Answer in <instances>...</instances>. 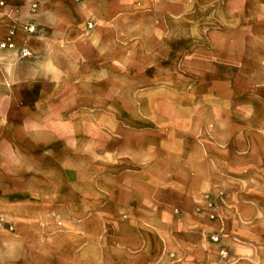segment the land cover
<instances>
[{
    "label": "rangeland",
    "instance_id": "rangeland-1",
    "mask_svg": "<svg viewBox=\"0 0 264 264\" xmlns=\"http://www.w3.org/2000/svg\"><path fill=\"white\" fill-rule=\"evenodd\" d=\"M116 1L121 12L90 14L87 30L105 28L106 36L120 42L121 62L117 60L113 68L106 61L100 72L105 73L107 85L121 83L122 92H106V108L90 110L92 118H105V127H89L88 159L76 156L80 148L75 150L73 166L78 164L79 172L58 174L57 205L51 210L40 205L39 220L19 221L18 228L26 233L25 264H200L184 262L171 228L170 236H151L163 221H151L150 211L142 213L139 236H130L124 229L126 220L120 230L115 211L117 193L123 191L118 179L137 177V185L141 178L153 181L156 194L162 196L169 189L163 187L166 184L180 177L193 180V173L120 172L114 163L115 156L119 168L120 159L127 160L130 150L135 155L150 150L156 138L175 149V140L182 135L187 137V151L194 154L198 145L207 149L208 159H218V182L200 193L195 206L198 216L217 226L207 236L210 253L216 255L217 264H239L235 250L242 245L253 251L246 264H264V220L256 218L264 213V203L258 204L257 199L264 195V173L258 170L264 162L260 146L264 138V0ZM231 10L246 29L229 35L233 44L224 53L211 33L220 32L224 21L229 23ZM218 53L229 65L215 61ZM230 59L236 64L230 65ZM226 74L233 84L228 89L215 84ZM226 117L233 121L226 124ZM126 134L133 139L125 140ZM231 136L233 142L227 140ZM139 137L141 143L150 139L151 147H137ZM71 177L75 193L66 194L70 182L66 180ZM41 191L47 192L36 190L34 196H43ZM133 191L138 203L144 202L145 191L141 189L140 195L137 186ZM128 192L123 200H128ZM23 207V215H33V204ZM169 209L164 217L179 216L177 207ZM242 213L253 218L243 221ZM6 223L16 233L18 222Z\"/></svg>",
    "mask_w": 264,
    "mask_h": 264
},
{
    "label": "crops",
    "instance_id": "crops-1",
    "mask_svg": "<svg viewBox=\"0 0 264 264\" xmlns=\"http://www.w3.org/2000/svg\"><path fill=\"white\" fill-rule=\"evenodd\" d=\"M105 12H121L119 3L116 0H0V264L26 263V233L18 228L19 221L39 220L40 205H49L50 210L57 205L58 174L78 173L80 166L77 164L78 169L73 166L74 153L78 152L75 150L80 148L76 156L88 159L89 127L91 124L105 127V118L100 115L92 118L90 110L106 108V92H122L121 83L114 81L107 85L105 73L100 72L106 68V61H111L113 68L117 60L121 62L120 42L106 36L105 28L98 27L92 33L87 30L90 14ZM230 13L229 23L223 22L222 32L211 33L215 46L224 53L231 50L233 44L229 35L246 29L243 23L236 21V11ZM30 28L35 31L30 32ZM220 38L224 40L219 42ZM2 44L7 47L2 48ZM24 51L30 55L24 56ZM217 55L215 61L220 66L229 65L227 59L226 64L223 61L225 56ZM229 61L230 65L235 63L234 59ZM215 84L225 89L233 85L228 74ZM225 119L226 124L233 121ZM130 138L133 139L131 134L124 136L125 140ZM186 138V135L177 137L175 149L165 141L153 139L150 150L136 151V155L130 150L125 156L127 160L120 159V169L114 156L116 170L120 172L195 174L191 176L193 180L180 177V181L176 179L170 186H163L169 188L163 192L165 196L156 194L153 181L141 178L137 185L134 180L137 177H129V181L118 179L123 191L117 193L116 218L120 230L126 220L124 229L130 236L134 233L139 236L142 213L150 211L151 221H163L158 233L151 236H170L171 228V235L174 231L173 236H177L184 262L217 264L216 255L210 253V245L206 243L208 233L217 226L198 216L195 206L200 193L218 182V159H208L207 149L198 145H195L194 154L187 151ZM137 140V147H151L150 139L145 140V145L140 137ZM227 140L233 142L235 139L231 136ZM260 141L264 149L262 136ZM258 170L264 173V162ZM202 172L208 174L202 176ZM66 181H70L66 194H74L73 178ZM136 186L144 202L139 200L138 203V198L132 195ZM41 189L47 192L41 191L43 196H34L35 191ZM141 189L145 191L142 194ZM125 190H129L128 200L122 198ZM257 199L258 204L264 203V195ZM28 203L34 205V212L26 217V213L21 212ZM174 206L180 211L179 216L164 217ZM139 209L141 214H138ZM122 213H125L124 218ZM252 218L245 213L239 216L243 221ZM256 218L264 220V213H258ZM9 220L18 222L16 233L8 228L6 222ZM174 220H177L175 225ZM242 228L244 231L245 227ZM235 251L236 257L240 256L238 260L241 258L239 264L251 260L253 251L249 248L239 245Z\"/></svg>",
    "mask_w": 264,
    "mask_h": 264
},
{
    "label": "built area",
    "instance_id": "built-area-1",
    "mask_svg": "<svg viewBox=\"0 0 264 264\" xmlns=\"http://www.w3.org/2000/svg\"><path fill=\"white\" fill-rule=\"evenodd\" d=\"M29 31H30V32H34L35 29H34V28H30ZM1 47H2V48H6L7 45H6V44H2ZM9 47H13V45H10ZM23 55L26 56V57H28V56L30 55V53H28L27 51H24ZM218 240H219V239H217V238L215 239V241H218Z\"/></svg>",
    "mask_w": 264,
    "mask_h": 264
}]
</instances>
